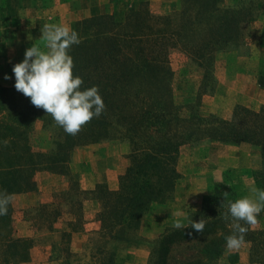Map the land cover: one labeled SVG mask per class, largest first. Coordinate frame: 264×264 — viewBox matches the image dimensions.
I'll return each instance as SVG.
<instances>
[{"label": "trees", "instance_id": "1", "mask_svg": "<svg viewBox=\"0 0 264 264\" xmlns=\"http://www.w3.org/2000/svg\"><path fill=\"white\" fill-rule=\"evenodd\" d=\"M111 1L112 11L84 16L71 25L80 36V43L69 49L73 72L83 78L82 88L98 85L105 101L103 112L76 134L67 133L51 113L17 90L15 83L0 84V192L13 196L37 191L38 171L68 177V185L56 190L51 201L31 207L26 215L37 231L60 232L58 242L52 244V256L57 249L66 264H72V259H80L78 264L116 263L117 253L109 241L126 238V229L140 224L143 212L169 198L182 176L178 161L186 143L202 139L251 143L262 162L253 170L254 181L257 189H264V104L253 109L237 103L232 116L225 119L204 114L199 103L217 52L246 39L247 25L264 13L263 1L179 0L165 14L153 12L150 0ZM176 49L204 69L194 102L175 98L171 51ZM258 82L264 88V66ZM36 120L52 131L53 146L48 150L33 148L30 135ZM112 138L131 146L130 162L118 186L81 188L70 168L73 149ZM237 198V186L231 181L213 185L201 206L188 213L186 225L203 219L204 230L191 225L166 227L153 243L150 264H221L225 255L228 263L236 262L239 250L228 248L225 237L232 233L234 220L228 202ZM87 199L99 203L96 218L101 226L91 239L89 259L82 260L71 249V240L83 226ZM263 212L264 207L257 218ZM64 215L66 220L57 229L55 223ZM242 242L250 243L251 260L264 264V231L249 225ZM187 243H194L196 252L174 258V248ZM34 244V236L15 232L11 200L7 213L0 215V264L29 260Z\"/></svg>", "mask_w": 264, "mask_h": 264}, {"label": "rangeland", "instance_id": "2", "mask_svg": "<svg viewBox=\"0 0 264 264\" xmlns=\"http://www.w3.org/2000/svg\"><path fill=\"white\" fill-rule=\"evenodd\" d=\"M150 1L151 8L156 14H165L175 9L179 2V0ZM251 1L257 0H227L230 4ZM259 1L264 3V0ZM96 3L99 4L98 7L94 6ZM77 7L80 10L78 14L84 17L96 14L97 10L98 13L112 11L115 6L111 0H0V55L6 51L11 52L14 49L23 51L29 47L31 41L41 38V28L46 23L66 24L71 27L74 21L69 24L67 11ZM44 44L45 42L42 41L41 47H44ZM171 62L174 69L172 87L175 98L178 101L188 99L196 101L203 83L204 69L178 49L171 51ZM263 66L264 13H259L247 25V37L242 43H233L227 49L217 52L212 74L205 87L206 92H202L199 98L203 113H213L227 119L232 116L237 100L249 101L250 97L260 99L259 89L253 86V79L259 83L258 74ZM30 136L33 148L36 150H48L53 146L52 131L43 127L40 120H36ZM130 150L129 142L120 138L80 144L71 153L70 168L83 189L93 188L90 187L91 184L115 188L119 183L118 170L125 166V159ZM261 163L260 152L254 145L247 142L234 144L202 139L184 144L178 161L182 176L177 181V184L182 183L181 193L189 194V207L184 221L187 222L190 210L201 206L204 194L216 183L224 184L225 179L237 186L239 197L250 196L256 199L257 192L254 190L257 186L253 170L260 167ZM36 178L39 184L37 191L12 196L15 232L18 235L35 237L31 258L20 264H66L64 255L60 256L57 249L52 256V244L59 239L60 232L47 229L37 231L26 219V215L31 207L41 202L51 201L56 190L68 185V177L44 170L38 171ZM181 193L178 195L180 196ZM174 196H177L175 189L169 198L161 203L173 199ZM87 201L89 199L84 203L83 226L73 234L71 240V249L82 260L89 259L91 239L95 237L96 231L101 226L100 220V223L94 222L98 221L95 211L97 205ZM158 204L157 202L156 207L151 206L143 212L140 224H133L126 229V238L109 241V247L117 253L115 264H150L152 247L158 237L157 234L161 230L164 231L166 227L173 226L166 224L161 227L159 221L165 220L162 215L167 209L164 210L163 207L159 209L160 204ZM149 210L150 215L147 216ZM66 216L64 215L55 223L57 229L63 226ZM251 227L264 231V212ZM139 241L147 242L139 245ZM193 244L176 246L173 250L174 258H182L196 252ZM230 249L239 250V259L231 264L255 262L250 257L249 242H242L240 247ZM227 258L228 255H225L221 264H227ZM79 260L72 259V264L81 263Z\"/></svg>", "mask_w": 264, "mask_h": 264}, {"label": "clouds", "instance_id": "3", "mask_svg": "<svg viewBox=\"0 0 264 264\" xmlns=\"http://www.w3.org/2000/svg\"><path fill=\"white\" fill-rule=\"evenodd\" d=\"M41 33L45 46L32 43L25 50L24 58L13 65L15 87L29 96L34 105L51 113L67 133L74 135L93 116L103 112L105 101L98 85L82 88L83 78L73 72L74 61L69 49L80 43L78 32L66 24L46 23ZM254 191L256 199L242 196L228 202V210L234 218L233 231L225 237L228 248L240 247L248 226L257 222L256 214L264 207V189ZM11 200V194L0 192V215L7 213ZM241 220L246 223L241 224ZM188 225L203 231L205 221L193 219L186 225L183 219L177 218L173 222L175 228Z\"/></svg>", "mask_w": 264, "mask_h": 264}, {"label": "crops", "instance_id": "4", "mask_svg": "<svg viewBox=\"0 0 264 264\" xmlns=\"http://www.w3.org/2000/svg\"><path fill=\"white\" fill-rule=\"evenodd\" d=\"M98 5L99 4L96 3L94 6L98 7ZM89 6L92 7L93 5H89ZM78 12H80L78 7L77 8H71V10L67 11V15H68V18H69V24H70V22H73V21H75L77 19L82 18L81 14H78ZM96 12L98 13V10L95 11V13ZM42 41H43L42 38H38L36 40L31 41L28 46H30L32 43H39L41 45ZM26 49H27V47L25 49H23V51H20V50L18 51L17 49H14L11 52H7L6 51V52H4L3 54L0 55V84L13 85L15 83V75H14V73L12 71L13 65L16 62H19V61H21L24 58V54H25V50ZM253 86L255 87V89H259L258 94L261 95L260 99H258V97L257 98H251L250 97L249 98L250 102L246 101L244 99L237 100V102L238 103H245L244 105H246V106H248L250 108H253V109H259L264 104V89L260 86L259 83H257L256 79L255 80L253 79ZM125 161H126L125 162V166L118 170L119 174H121L125 170L126 166L129 164V162H130L129 157H127L125 159ZM181 185H182V183L181 184L178 183L176 185L175 194H177V196H174L173 199H168L166 202H163V203L158 202L160 204L159 209H162L161 207H163L164 210L167 209V211L164 212V214L162 215V217H165V220H163L162 222L159 221V223H161V227L165 226L166 224L173 225V222L177 218H180V219H183V220L185 219V216L187 214V210H188V207H189V198H188L189 194L186 195V194H182L181 193L183 191V189H181ZM94 186H95V184H91L90 185V187H94ZM29 193L30 192H28V193H19L17 195H21V194L22 195H26V194H29ZM180 193H181V195L179 196L178 194H180ZM195 201H196V198H195ZM87 202L95 203V205H97V208L95 209V211L97 212L98 207H99V203L97 201L93 200V199L92 200L89 199V201H87ZM156 203L157 202L153 203L151 206L156 207ZM149 213H150V210L148 211V213L146 215L149 216L150 215ZM92 219H93V217H92ZM94 222L95 223H100L99 220L98 221H94ZM185 223H187V222H185ZM99 228H100V226H99ZM160 232H162V230ZM159 233L157 234V236L159 235ZM146 242L147 241H144V243H146ZM144 243L141 242V241L138 242L139 245L144 244ZM227 264H231V263H227ZM236 264H238V263H236ZM248 264H258V263L250 262Z\"/></svg>", "mask_w": 264, "mask_h": 264}]
</instances>
